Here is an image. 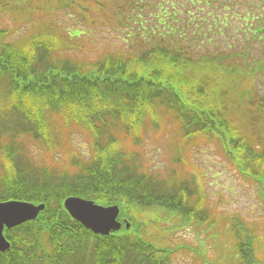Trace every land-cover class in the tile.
<instances>
[{
  "label": "trees",
  "instance_id": "obj_1",
  "mask_svg": "<svg viewBox=\"0 0 264 264\" xmlns=\"http://www.w3.org/2000/svg\"><path fill=\"white\" fill-rule=\"evenodd\" d=\"M245 7L242 0H0L1 12L19 8V22H26L13 40H1L9 34L0 28V201L45 204L34 219L4 230L10 247L0 252V264H170L171 250L148 242L142 216L127 212L160 206L186 217L187 189L146 178L123 162L124 155L133 156L122 152L106 122L128 131L164 110L180 121L184 136H219L264 203V85L257 96L253 80L244 77L245 69L249 79L264 70L249 65L264 57V46L258 56L251 47L264 42V21L257 5ZM67 12L75 15L77 32L95 27L92 16H106L122 49L103 53L92 67L57 56L77 49L68 26L55 22ZM214 38L230 41L229 51L222 49L220 59L213 51L197 56ZM240 106L255 114L247 134L236 124ZM55 119L92 137L90 152L73 153L62 168L37 164L17 141L59 151L57 132L64 135ZM71 195L118 204L129 227L93 234L62 207ZM241 226L235 261L263 264L255 256L256 240Z\"/></svg>",
  "mask_w": 264,
  "mask_h": 264
},
{
  "label": "rangeland",
  "instance_id": "obj_2",
  "mask_svg": "<svg viewBox=\"0 0 264 264\" xmlns=\"http://www.w3.org/2000/svg\"><path fill=\"white\" fill-rule=\"evenodd\" d=\"M242 1L247 9L251 4L260 5L259 10L264 8V0ZM18 9L5 8L3 12L0 11V28L6 29L9 34L1 40H13L23 35L26 22H19L21 18L17 17ZM262 15L264 21V12ZM106 18L98 13L96 17L92 16L91 20L95 22V27L92 28L90 25L85 31L77 32L78 28L74 25L75 15L68 12L64 16L60 15L55 22L68 26L66 28H69V32L74 36L70 44L77 49L58 53L57 56H66L82 62L85 67H92L103 53L122 49L112 29L108 28L110 24H106ZM38 29L30 27L29 31L34 32ZM77 34L80 35L75 36ZM230 43L214 38L211 46L205 44L196 50V54L200 56L204 51H213L215 54H212V58H219L218 56L223 53L222 49H227V44ZM235 45L237 47L234 50H239L241 44L235 42ZM261 46H264L263 42H254L251 47H256L254 49L259 51ZM250 61V67L263 65L264 69V57ZM244 77L246 80H253L255 90H258L257 96L262 93L260 85H264V70L255 73L249 79L245 69ZM245 108L240 106L236 111V124L243 134L249 132L255 116ZM55 122L56 126L62 127L64 135L55 129L59 135V151L51 150L47 146L40 147L38 143H32L22 137L17 141H20L23 150L30 153L32 156L30 158L37 164L62 168L73 159V153L85 156L90 152L92 137L87 131L81 132L70 127L73 124L64 126L61 119H55ZM105 126L106 130H112L122 152L133 156L128 158L124 155L122 161L130 166H136L137 173L160 182L183 183L187 189L186 202L189 204L187 206L189 214L186 217H181L173 210L164 213L158 207L153 210L143 206L140 211L132 209L134 214L127 212L130 217L138 220L139 216H142L145 236L149 242L157 248L171 250L170 264H241L234 259L240 241V239L236 241L234 235L242 228L241 223L246 227L252 240H256V259H264L262 195L253 180L236 169L240 167L237 158L227 157L219 136L206 137L202 134L184 136L180 121L171 112L164 110H160L151 119L141 118L138 124L128 131L122 130L117 123L106 122ZM6 141L7 137H1L2 145ZM74 162L76 160L73 161V165ZM197 213L201 214L202 219L195 218Z\"/></svg>",
  "mask_w": 264,
  "mask_h": 264
},
{
  "label": "water",
  "instance_id": "obj_3",
  "mask_svg": "<svg viewBox=\"0 0 264 264\" xmlns=\"http://www.w3.org/2000/svg\"><path fill=\"white\" fill-rule=\"evenodd\" d=\"M63 206L74 219L94 233L106 235L120 226L115 220L118 213L116 206L103 207L74 196L67 197ZM43 207V204L36 205L24 201L0 202V251L9 248V243L3 236L4 227H13L35 218Z\"/></svg>",
  "mask_w": 264,
  "mask_h": 264
}]
</instances>
